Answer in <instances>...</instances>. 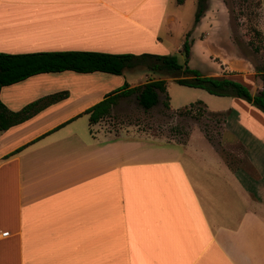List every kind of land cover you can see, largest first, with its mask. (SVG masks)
I'll list each match as a JSON object with an SVG mask.
<instances>
[{"label": "crops", "instance_id": "obj_1", "mask_svg": "<svg viewBox=\"0 0 264 264\" xmlns=\"http://www.w3.org/2000/svg\"><path fill=\"white\" fill-rule=\"evenodd\" d=\"M184 2L0 0V51L170 53L160 29L178 20L169 5ZM217 5L228 22L226 4ZM214 7L208 0L190 34L216 22ZM209 52L219 69L206 75L261 88L248 56L239 53L236 66ZM155 73L134 83L124 71L65 69L0 87L10 110L37 101L0 130V228L9 230L0 264H264L260 108L239 96L223 95L211 108L198 99L219 114V131H195L186 143L108 135L89 123L87 107L125 80L168 78Z\"/></svg>", "mask_w": 264, "mask_h": 264}, {"label": "rangeland", "instance_id": "obj_2", "mask_svg": "<svg viewBox=\"0 0 264 264\" xmlns=\"http://www.w3.org/2000/svg\"><path fill=\"white\" fill-rule=\"evenodd\" d=\"M219 1L226 4L228 22L225 13L217 5ZM211 2L215 3L216 22L202 24L198 31L190 34L195 40L187 58L188 65L199 69L202 73H212L215 69H219V65L210 57L209 51L218 50L217 56L220 59L225 57L227 61L232 59L230 63L233 65L242 64L241 61H235L240 53L248 56L255 70L264 66L262 0H211ZM169 8V12H174L178 20L163 25L160 34L166 39L170 53H174L178 60L184 63L186 57L183 51L174 47L184 38L185 31L193 27L196 0H185L180 5L171 4ZM202 31L204 33L207 31L203 38L200 37ZM229 38H234L239 49L231 44ZM150 73L142 66L124 70L126 79L134 83L139 81V77L141 80L145 79V75ZM160 75L168 77L166 89L169 94V107L163 105L162 93L159 94V102L148 109L138 104L135 94L120 96L110 113L96 122L97 129L108 135L126 134L177 143H186L191 138V134L198 130L215 137L220 124L214 121V117L219 114L208 111L206 107L197 103L188 109L189 103L200 99L211 108L217 103L221 104L226 97L209 93L203 88L180 84L173 80V75L169 73H155V76ZM178 107L181 109L178 110ZM196 145L202 146L200 142H196ZM190 150L186 148V151L190 152Z\"/></svg>", "mask_w": 264, "mask_h": 264}, {"label": "trees", "instance_id": "obj_3", "mask_svg": "<svg viewBox=\"0 0 264 264\" xmlns=\"http://www.w3.org/2000/svg\"><path fill=\"white\" fill-rule=\"evenodd\" d=\"M208 7V0H196V9L193 18L195 25ZM191 28L184 33L181 43L186 60L181 63L174 53L153 52H121L113 53L99 50H43L32 52H2L0 51V87L32 74L44 71H61L72 69L80 72L95 70L122 74L126 68L142 66L151 72H165L173 75V80L191 87L203 88L215 95L239 96L264 112V66L256 69L261 80V88L252 93L250 88L228 76L206 75L187 63L190 54ZM164 98L162 103L169 107V94L164 78L150 77L141 84L129 86L124 83L105 94V96L85 109L90 124L98 122L110 113L112 105L120 96L135 94L137 102L144 109H148L159 102V94ZM200 100L190 103L188 109ZM37 101L26 104L17 111L8 109L0 100V130L25 119L36 106ZM201 106V105H200ZM181 108H178V110Z\"/></svg>", "mask_w": 264, "mask_h": 264}, {"label": "built area", "instance_id": "obj_4", "mask_svg": "<svg viewBox=\"0 0 264 264\" xmlns=\"http://www.w3.org/2000/svg\"><path fill=\"white\" fill-rule=\"evenodd\" d=\"M9 235V230L0 228V237H5Z\"/></svg>", "mask_w": 264, "mask_h": 264}]
</instances>
